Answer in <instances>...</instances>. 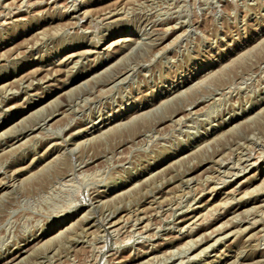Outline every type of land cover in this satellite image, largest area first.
I'll return each mask as SVG.
<instances>
[{
  "label": "rangeland",
  "instance_id": "rangeland-1",
  "mask_svg": "<svg viewBox=\"0 0 264 264\" xmlns=\"http://www.w3.org/2000/svg\"><path fill=\"white\" fill-rule=\"evenodd\" d=\"M263 188L264 0H0V264H264Z\"/></svg>",
  "mask_w": 264,
  "mask_h": 264
},
{
  "label": "bare ground",
  "instance_id": "bare-ground-1",
  "mask_svg": "<svg viewBox=\"0 0 264 264\" xmlns=\"http://www.w3.org/2000/svg\"><path fill=\"white\" fill-rule=\"evenodd\" d=\"M24 3V2H23ZM31 6V5H30ZM27 11V10H26ZM113 11V10H112ZM111 11V12H112ZM111 12H110V14H111ZM114 13V12H113ZM12 14V13H11ZM9 17V16H8ZM7 18V17H6ZM5 22V21H4ZM149 35V34H148ZM137 39L136 38H134V37H126V38H124L123 40H121V41H119V42H121V43H129L128 45H130L132 42H134V41H136ZM141 42V41H140ZM157 42V41H156ZM153 43V42H152ZM115 44H117V43H115ZM119 45H120V43H119ZM122 45V44H121ZM139 45V44H138ZM143 46V45H142ZM123 47V46H122ZM126 47V46H125ZM129 47V46H128ZM132 48H134V47H132ZM119 49V48H118ZM132 50V49H131ZM130 50V51H131ZM140 55V54H139ZM138 58V57H137ZM129 61V60H128ZM72 63V62H71ZM263 65V64H262ZM62 66V65H61ZM51 67V66H50ZM54 67V66H53ZM71 67V66H70ZM114 67V66H113ZM53 70H55V69H53ZM57 70V69H56ZM128 70V69H127ZM60 71V70H59ZM69 71V70H68ZM105 71V70H104ZM210 71V70H209ZM126 72V71H125ZM49 75H51L52 76V74H49ZM46 76H47V74H46ZM45 76V77H46ZM107 76V75H106ZM114 76H115V73H114ZM122 76H124V74H122V73H120V74H116V78H115V81L116 80H118V79H120ZM50 77V76H49ZM53 77V76H52ZM111 80V79H110ZM42 81V80H41ZM109 81V80H108ZM108 81H107V83H108ZM121 81V80H120ZM241 81V80H240ZM109 83H110V81H109ZM86 88V87H85ZM100 91V90H99ZM103 92V91H102ZM110 92H112V91H110ZM84 96V95H83ZM100 97V96H99ZM220 97V96H219ZM85 100V99H84ZM173 101V100H172ZM157 108V107H156ZM176 111V110H175ZM174 111V112H175ZM176 113H179V112H176ZM180 114V113H179ZM190 115V114H189ZM174 115H172V117H173ZM175 117V116H174ZM189 118V117H188ZM17 119V118H16ZM172 119V118H171ZM168 121V120H167ZM126 122V121H125ZM52 123V122H51ZM68 125V124H67ZM134 134H135V132H134ZM133 134V135H134ZM136 135H137V133H136ZM135 135V136H136ZM51 136V135H50ZM138 136V135H137ZM94 138V137H93ZM92 138V139H93ZM140 141V140H139ZM77 143V142H76ZM128 145V144H127ZM236 149V148H235ZM6 151V150H5ZM261 153V152H260ZM240 159V158H239ZM244 161V160H243ZM240 163V162H239ZM258 163V162H257ZM244 166V165H243ZM236 167V166H235ZM246 167V166H245ZM210 170V169H209ZM226 172V171H225ZM233 172V171H232ZM209 176V175H208ZM210 178V177H209ZM208 178V179H209ZM206 180V179H205ZM4 182V181H3ZM59 185V184H58ZM13 188V187H12ZM201 189V188H200ZM264 189V188H263ZM234 191V190H233ZM238 191V190H237ZM211 192V191H210ZM179 194V193H178ZM177 202V201H176ZM223 204V203H222ZM177 206V205H176ZM144 211V210H143ZM134 212V211H133ZM144 213V212H143ZM146 214V213H145ZM129 217V216H128ZM198 217V216H197ZM205 217V216H204ZM127 218V217H126ZM213 218V217H212ZM254 221H256L255 219H254ZM253 221V222H254ZM224 224V223H223ZM114 225V224H113ZM123 225V224H122ZM204 226V225H203ZM120 228V227H119ZM188 228V227H187ZM186 228V229H187ZM195 228H196V226H195ZM225 228V227H224ZM116 229V228H115ZM145 229V228H144ZM191 229V228H190ZM227 229V228H226ZM238 229V228H237ZM125 230V229H124ZM203 230V229H202ZM215 230V229H214ZM114 231V230H113ZM137 232V231H136ZM210 233V232H209ZM220 233H222V231H220V229H218V230H215L214 232H213V230H212V233H210L208 236L210 237V239H214L213 237H215V235H217V234H220ZM224 233V232H223ZM206 234V233H205ZM207 235V234H206ZM73 238V237H72ZM207 242V241H206ZM214 244V243H213ZM164 252V251H163ZM24 254H20L19 255V258H21L22 256H23ZM24 257V256H23ZM22 259V258H21ZM255 262V261H254Z\"/></svg>",
  "mask_w": 264,
  "mask_h": 264
}]
</instances>
